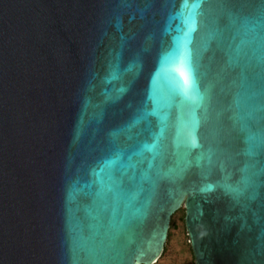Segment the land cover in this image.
<instances>
[{
    "label": "water",
    "instance_id": "95a60500",
    "mask_svg": "<svg viewBox=\"0 0 264 264\" xmlns=\"http://www.w3.org/2000/svg\"><path fill=\"white\" fill-rule=\"evenodd\" d=\"M264 264V0H0V264Z\"/></svg>",
    "mask_w": 264,
    "mask_h": 264
},
{
    "label": "rangeland",
    "instance_id": "374dc122",
    "mask_svg": "<svg viewBox=\"0 0 264 264\" xmlns=\"http://www.w3.org/2000/svg\"><path fill=\"white\" fill-rule=\"evenodd\" d=\"M181 208H185L183 204ZM180 208V209H181ZM186 213V208H185ZM176 225L164 245L160 260L153 264H193L191 254V243L186 224L181 218V213L175 215ZM171 227V223H170ZM166 247V248H165ZM196 263V262H195Z\"/></svg>",
    "mask_w": 264,
    "mask_h": 264
},
{
    "label": "trees",
    "instance_id": "16d2710c",
    "mask_svg": "<svg viewBox=\"0 0 264 264\" xmlns=\"http://www.w3.org/2000/svg\"><path fill=\"white\" fill-rule=\"evenodd\" d=\"M179 213H181V218H182V220H183V221L185 220V215H186V213H185V208H181V209L177 210V211L173 214V216H172V218H171V227H170L169 237H170V234H171L172 230L174 229L175 225L177 224V223H176V220H175V215H176V214H179ZM184 223H185V222H184ZM165 248H166V247H165ZM191 254H192L193 264H196V263H195V257H194V253H193L192 248H191Z\"/></svg>",
    "mask_w": 264,
    "mask_h": 264
},
{
    "label": "crops",
    "instance_id": "0c3cea01",
    "mask_svg": "<svg viewBox=\"0 0 264 264\" xmlns=\"http://www.w3.org/2000/svg\"><path fill=\"white\" fill-rule=\"evenodd\" d=\"M160 257H161V256H160ZM160 257L158 258L159 260H160ZM159 260H158V261H159ZM158 261H157V262H158Z\"/></svg>",
    "mask_w": 264,
    "mask_h": 264
},
{
    "label": "bare ground",
    "instance_id": "6f19581e",
    "mask_svg": "<svg viewBox=\"0 0 264 264\" xmlns=\"http://www.w3.org/2000/svg\"><path fill=\"white\" fill-rule=\"evenodd\" d=\"M157 261H158V259H157ZM157 261H156V262H157ZM154 263H155V262H154Z\"/></svg>",
    "mask_w": 264,
    "mask_h": 264
}]
</instances>
